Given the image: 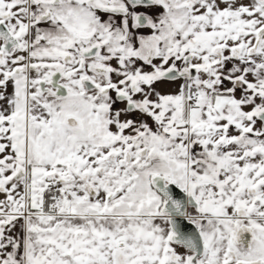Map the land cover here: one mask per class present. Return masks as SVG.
Returning a JSON list of instances; mask_svg holds the SVG:
<instances>
[{
    "label": "snow or ice",
    "instance_id": "6c2138e0",
    "mask_svg": "<svg viewBox=\"0 0 264 264\" xmlns=\"http://www.w3.org/2000/svg\"><path fill=\"white\" fill-rule=\"evenodd\" d=\"M0 197V264H264V0H0Z\"/></svg>",
    "mask_w": 264,
    "mask_h": 264
},
{
    "label": "crops",
    "instance_id": "0c3cea01",
    "mask_svg": "<svg viewBox=\"0 0 264 264\" xmlns=\"http://www.w3.org/2000/svg\"><path fill=\"white\" fill-rule=\"evenodd\" d=\"M162 90H165V91H168V90H171V89H168V88H164L163 86H161ZM2 198V197H0Z\"/></svg>",
    "mask_w": 264,
    "mask_h": 264
}]
</instances>
